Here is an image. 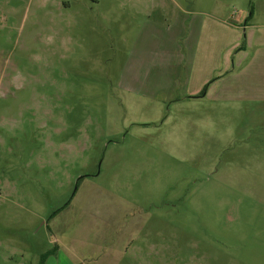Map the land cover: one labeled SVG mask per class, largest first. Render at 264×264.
<instances>
[{
	"label": "rangeland",
	"instance_id": "374dc122",
	"mask_svg": "<svg viewBox=\"0 0 264 264\" xmlns=\"http://www.w3.org/2000/svg\"><path fill=\"white\" fill-rule=\"evenodd\" d=\"M263 20L264 0H0V264H264V100L215 96L228 76L189 97L160 65L211 81Z\"/></svg>",
	"mask_w": 264,
	"mask_h": 264
},
{
	"label": "crops",
	"instance_id": "0c3cea01",
	"mask_svg": "<svg viewBox=\"0 0 264 264\" xmlns=\"http://www.w3.org/2000/svg\"><path fill=\"white\" fill-rule=\"evenodd\" d=\"M254 18L255 13L253 12L251 19L253 20ZM190 47L193 49V45ZM235 58L236 61L234 62L233 69L230 71L226 70L223 74L220 72L218 77L215 76V79L218 78L216 81H214L215 79L209 81L210 73L208 71L207 75L204 66L200 67V74L197 75L195 58L190 60L185 59L186 61L188 60L187 62L183 59L168 62L163 61L160 65L167 72L179 73L177 78L183 77V75L186 76L187 74L189 77H193L194 85L189 86L186 90V95L189 97L204 96L206 98L212 93H216L218 83L228 76L235 79L236 82L239 80L240 83H238L239 86L237 88L240 90V93L238 95L230 94L228 89L222 85L219 93L215 94V96L219 95L223 98L231 97L234 99L248 97L252 100H264V20L256 24L250 23L247 25L244 47L242 49L237 48ZM207 81L209 82L207 83Z\"/></svg>",
	"mask_w": 264,
	"mask_h": 264
},
{
	"label": "trees",
	"instance_id": "16d2710c",
	"mask_svg": "<svg viewBox=\"0 0 264 264\" xmlns=\"http://www.w3.org/2000/svg\"><path fill=\"white\" fill-rule=\"evenodd\" d=\"M243 47H244V43H242V46L239 47V49H242ZM53 252H54V250H49V251H46V252L42 253L40 255V261L37 264H44L47 256L50 255V254H52Z\"/></svg>",
	"mask_w": 264,
	"mask_h": 264
}]
</instances>
